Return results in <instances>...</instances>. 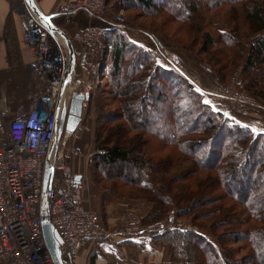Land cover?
<instances>
[{"label": "trees", "instance_id": "1", "mask_svg": "<svg viewBox=\"0 0 264 264\" xmlns=\"http://www.w3.org/2000/svg\"><path fill=\"white\" fill-rule=\"evenodd\" d=\"M118 3L119 8L143 10L146 14L166 12L190 35L195 33L197 38L192 37L188 45L155 28H146L144 20L127 18L133 28L154 37L159 48L175 44L195 55L220 82L228 79L226 67L235 66L242 58L247 74L244 87L262 100L264 79L252 71L260 66L264 72V1ZM239 4L244 28L235 17ZM242 29L247 35L257 34L245 57L235 47ZM202 38L201 48H193ZM215 38L226 47L231 45V50L220 46L211 49L209 45L216 43ZM100 43L107 68L104 88L99 87L97 94L89 98L95 116L88 171L92 184L101 191V206L109 198L121 196L100 179L118 178L134 185V192L151 194L153 205L141 218L142 223L161 220L169 212L192 214L194 223L185 229L166 228L151 234L153 243L166 250L160 264H264V131L255 134L214 109L205 101L202 89L176 68L164 66L154 51L130 40L125 32L105 30ZM212 57L216 62L219 58L225 61L224 65L215 69L210 64ZM110 96L117 102L113 113L102 108L109 105ZM257 184L263 185V193L254 192ZM228 199L231 201L226 204ZM219 228L223 230L218 232ZM204 230H209L216 242L201 234ZM231 234H238L246 245L237 249L226 245L224 236Z\"/></svg>", "mask_w": 264, "mask_h": 264}, {"label": "built area", "instance_id": "2", "mask_svg": "<svg viewBox=\"0 0 264 264\" xmlns=\"http://www.w3.org/2000/svg\"><path fill=\"white\" fill-rule=\"evenodd\" d=\"M106 9V0H72L61 11L64 15L84 11L89 18H95ZM124 18L123 12H117L115 26L121 28ZM95 35L96 28L91 24L76 35L79 47L74 55L80 77L75 76L79 82H74L70 90L91 93L104 79L107 65L103 50L97 59L92 52ZM58 38L47 28L28 25L23 39L34 57V78L47 83L45 102L27 108L19 106L9 120L0 121V264H54L42 236L43 218L53 226L64 264H80L77 256L81 247L105 235L98 213L83 203L81 177H76L66 162L62 141L56 140L55 109L67 65ZM159 52L166 65L182 68L180 55L164 48ZM234 84L232 79L226 87L217 85L207 92L232 101L251 102ZM87 101L83 99L82 106ZM47 160L52 171L43 188ZM166 218L171 222V215ZM171 227L186 228L180 222ZM171 227L158 220L143 226L124 224L119 231L150 235Z\"/></svg>", "mask_w": 264, "mask_h": 264}, {"label": "crops", "instance_id": "3", "mask_svg": "<svg viewBox=\"0 0 264 264\" xmlns=\"http://www.w3.org/2000/svg\"><path fill=\"white\" fill-rule=\"evenodd\" d=\"M31 1L42 16L49 18L50 22L68 36L74 50L79 47L76 35L91 24L96 28L95 44L92 49L96 59L100 57V52L104 47L100 43L103 32L116 29L125 32L127 37L135 43L154 51L158 61L168 66L162 62L159 54L162 47L159 48L154 37L136 30L132 25L116 27L114 13L109 8L100 16L89 18L84 11H77L70 15L62 13V6L72 0ZM29 18H32V21H28ZM28 25L45 28L36 18L26 0H0V121L9 120L12 112L19 106L27 108L45 102L44 97L47 92L44 88L47 83L38 82L34 78L32 69L34 57L23 39ZM61 50L63 56L67 58V49L61 46ZM179 54L184 64L181 69H176L188 77L195 86L202 89L207 103L226 116L252 127L255 131H264V107L262 105L229 102L223 98L212 97L207 91L219 84L217 76L192 54L181 50ZM75 76L77 79L80 77V71L76 66ZM94 94V92L90 93V99ZM90 99L83 106L81 121L77 128L72 133H65L61 139V141L65 140L67 147H70L66 150V156L64 154L66 162L73 168L75 175L81 177L80 193L83 203L86 207H92L98 211L100 226L105 232L100 239L81 247L77 256L78 262L80 264H160L164 251L153 243L152 236L140 231L131 234H123L119 231L121 224L124 223L120 220V215L127 208L133 207L140 215H144L151 204L132 198L115 197L101 206V191L89 180L87 173L85 174L87 170L84 172L89 163V151L94 131L95 115L92 106H88ZM131 220L134 219L128 221Z\"/></svg>", "mask_w": 264, "mask_h": 264}, {"label": "rangeland", "instance_id": "4", "mask_svg": "<svg viewBox=\"0 0 264 264\" xmlns=\"http://www.w3.org/2000/svg\"><path fill=\"white\" fill-rule=\"evenodd\" d=\"M106 1H107V8H109L110 11L114 13V15L117 12H123V14L125 16V18H124V25L123 26H125V27L127 25H131L132 24V22H130L131 20L129 21L127 19L129 17V18H132L133 21L135 20L136 22H140V21L144 20L143 21L144 22L143 25L146 28H148V27L149 28H155L158 31V33H160V34H168V37L169 38H171V39H173V40H175L177 42H181V43H185V44H188L189 45L190 41L192 40V37L197 38V36H196L195 33H191V35H190V31H188L187 29H184V26H182L179 22H177L176 20H174L173 18H171V16L168 13H166V12H163L162 11V12H159L158 14H154V13L148 12L150 14H146V12H144L143 10H135L133 8H131V9L128 8L127 10H125L124 8H119L120 7V5L118 3L119 0H106ZM262 1H264V0H262ZM236 7L238 8V15H235V17L239 19V24L242 25V20H243V15H242V12L243 11H242V8L240 7V4L237 5ZM203 13H204V11H203ZM134 15L136 16V19H134ZM231 16H232V12H231ZM207 28H208V26H207ZM219 28L222 29L221 27H219ZM243 28H244V26H243ZM241 33L242 34L239 37L238 42L235 45V47H236L238 53L241 54V55L243 54V56H244L247 53L248 49H249L250 42L252 40H254V38L257 37V34L256 33H251V34H248L247 35L243 31V29H242ZM160 38H162V37L160 36ZM215 39H216V43L209 45L211 49L218 48V46L223 47V48L226 47L225 46L226 44L224 45V43H222L219 40V38H215ZM203 40H204L203 38L200 39V40H198L197 41V44H194L193 45V48H195V47L196 48H201L200 47V44H202L201 41H203ZM173 46H175V47H171V48H168V49H170L171 51L177 53L178 55H180L179 54V50L184 51V52H187V51H185L184 49L180 48L179 46H177L175 44ZM231 48H232L231 45H227L226 50L230 51ZM187 53L190 54L189 52H187ZM202 54H204L205 57H208V55H209L208 53H202ZM193 56H195V55H193ZM180 57H181V55H180ZM244 57H243V59H244ZM210 59H211L210 64L215 69L218 68V67H220V66H222V65H224V63H225V61L224 62L221 61L220 58L218 60L219 62H216L217 61L216 57H212ZM231 59H233V58L231 57ZM162 62L166 65V63L163 60H162ZM183 63H184V61H183ZM235 63H236L235 66H227L226 69H225V71H224L225 77H226V79L227 78L228 79L225 82H220L219 81V84H217V85L218 86L221 85V87H226L227 85L230 84V81L232 79H235L234 88L237 91L244 92L245 95L251 100V102H245V101H239V100L238 101H232V100H228V99H225V98H223V99L224 100H227L229 102H243V103H252V104L262 105V104H260V102L261 103H264V90H263V88H261L263 94H262V97H260L262 100H260L258 97H255V96L253 97L245 89V87H244V84H245L246 78H247V74L244 71V66H243L242 58H241V61L240 62L238 60ZM205 65L207 66V64H205ZM252 74L253 75H259V79H261V80L264 79V72L262 70H260V66H258L256 70H253L252 71ZM103 84H104V81H102L101 85L95 87L92 92H94V93H95V91L97 92L99 90L98 89L99 87H102L103 86L102 88H104L105 85H103ZM164 85H165L164 88L165 87L167 88V85L166 84H164ZM212 97L218 98V99H222L221 97H218V96H213L212 95ZM109 99H110V101L108 102L109 105H106L105 107H102V108H104V111H106V112L113 113V111L115 110V107L117 106V102H116L115 98H112L111 96L109 97ZM88 106H91V102L88 103ZM262 106L264 107V105H262ZM235 121H237V120H235ZM237 122L240 123L239 121H237ZM240 124L245 125V126H248V125L243 124V123H240ZM248 127L255 134L257 132H259V131H255L250 126H248ZM114 135L115 134H113V136ZM73 140H74V138H73ZM62 144H63V153L66 156V154H67L66 153V150L67 149H70V147H67L68 144H65V140L64 141L62 140ZM214 145H215V143H214ZM150 151H154V150H150ZM68 156H69V154H68ZM116 165H117V163H114L113 169H114V167L117 169ZM88 166H87V168L84 169V172L87 170L85 172V174L87 173L88 178H89ZM83 167H84V164H83ZM129 168L131 169L132 167H129ZM89 180H90V178H89ZM102 181H104V184H105V186L107 188H114V191L116 193H118V195H120L121 197L132 198V199H137L139 201H144L146 203H150L151 204V207L153 205V202L150 200L151 194L148 193V192H145V191H141V190H139L137 192H134V190H137L134 185L128 184L127 182L122 181L121 179H118V178H116L114 181L111 180V179H109V178H106L105 180L100 179V182H102ZM257 186L258 187L256 188V190H254V192L263 193V190L260 191V189H263V185L257 184ZM219 191H220V188L217 187L216 192L219 193ZM131 194H136V197L135 196L131 197ZM115 197L117 198V196H113V197L109 198L108 201L110 202V200H112ZM230 201H231V199L226 200V204H228ZM151 207L148 209V211L144 215H140V213L138 211H136V209L133 208V207L127 208L124 211V213H122L120 215V220H123L125 222V223H123L121 225H124V224H140V226H143V225H147V224L154 223L155 221H153V222L151 221V222L146 223V224L140 222L141 218L143 216L147 215V213L149 212V210L151 209ZM91 209H93V208L91 207ZM93 210H95L98 213V211L95 208ZM201 214H203V213H201ZM168 215H171L172 216L171 222H169L170 220L169 219L167 220V218H166ZM98 216H99V213H98ZM132 218L134 220L128 221V220H130ZM161 220H163L165 224H168L169 227H171L172 225H175L176 223L180 222L182 224V227H186L187 228V227H189L190 224H193L194 223L192 221V214L191 215L190 214L189 215L187 214V215L178 216L176 212H173V213L172 212H169V213H167V215L163 219H161ZM203 220H205V219H200L198 221H203ZM170 223H172V225ZM171 228H174V227H171ZM222 230L223 229L219 228V230H217V231L218 232H221ZM201 234H203V235H205L207 237L212 238V240L216 242V239L211 236V232L209 230L201 231ZM152 235L150 234V236H152ZM224 240H225V244L226 245H231L232 247H234V249H237L238 246L246 245L245 241L241 240V237L238 234L237 235L231 234V235H228L227 237L224 236ZM158 248L159 249H162L166 253V250L163 247H158ZM240 252H241V250H238L237 257H239V255H241ZM235 257L236 256H234V258ZM229 264H231V263H229ZM239 264H241V263H239Z\"/></svg>", "mask_w": 264, "mask_h": 264}, {"label": "water", "instance_id": "5", "mask_svg": "<svg viewBox=\"0 0 264 264\" xmlns=\"http://www.w3.org/2000/svg\"><path fill=\"white\" fill-rule=\"evenodd\" d=\"M36 18L44 25L49 32H56L59 36L58 41L62 46L67 49V65L64 72V78L61 82V89L59 98L55 109L57 126H56V140L62 139L65 133H72L81 121L82 116V101L90 98L89 92H79L77 90H70L71 85L75 82V55L71 40L68 36L56 25L50 22L49 18L42 16L31 0H26ZM32 18H29V21ZM61 97L64 99L62 101ZM51 166L48 160L45 162L44 175H43V188L47 185L50 174ZM76 177H80L76 175ZM42 236L44 244L47 247L54 264H64L61 253L58 249V240L56 238L51 222L43 218L41 224Z\"/></svg>", "mask_w": 264, "mask_h": 264}, {"label": "bare ground", "instance_id": "6", "mask_svg": "<svg viewBox=\"0 0 264 264\" xmlns=\"http://www.w3.org/2000/svg\"><path fill=\"white\" fill-rule=\"evenodd\" d=\"M60 142H61V139H60ZM61 144V143H60Z\"/></svg>", "mask_w": 264, "mask_h": 264}]
</instances>
